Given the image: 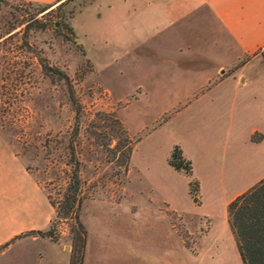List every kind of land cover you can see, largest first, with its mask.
Here are the masks:
<instances>
[{
  "label": "rangeland",
  "instance_id": "rangeland-1",
  "mask_svg": "<svg viewBox=\"0 0 264 264\" xmlns=\"http://www.w3.org/2000/svg\"><path fill=\"white\" fill-rule=\"evenodd\" d=\"M64 1L0 0V263H77L55 209L77 161L79 264H242L227 206L264 178V85L226 77L248 58L196 0Z\"/></svg>",
  "mask_w": 264,
  "mask_h": 264
},
{
  "label": "trees",
  "instance_id": "trees-1",
  "mask_svg": "<svg viewBox=\"0 0 264 264\" xmlns=\"http://www.w3.org/2000/svg\"><path fill=\"white\" fill-rule=\"evenodd\" d=\"M61 1L63 0H56V3ZM66 1L69 0H65L64 2ZM64 2H62V4ZM39 60L43 70L49 75H52L49 67H47L44 61L42 59ZM58 76L66 83V77L63 76V74ZM67 86L70 90L71 88L68 82ZM70 98L75 107H77L73 100L74 96L72 91L70 92ZM79 109L80 107L75 110V112L78 114L75 116L77 123L74 125V136L68 145L69 153L73 161H75V152L72 141L77 133L78 116L80 111ZM123 134L125 135L124 131ZM124 141L128 142L127 137H124ZM131 150L132 146H129L124 156L125 160L130 158ZM167 163L174 171L184 173V175L190 178L188 183V194L195 202L196 194L199 192V182L198 180L192 178L191 162L183 156L182 150L179 148V146H174L169 155ZM80 186L81 182L79 176V165L78 162L75 161V166L71 173L70 184L67 188V191L64 193L62 200L59 201L57 206H55L56 219L58 221L66 219L74 220V233L72 232L74 236L73 244L76 251L75 254L78 256V258L77 263H72L71 259V264H79L80 261L82 263V251L85 247L84 237L86 233L83 225L79 221L77 212L79 204L81 203ZM227 220L242 264H264V178L245 192L236 196L228 204ZM38 233L39 232L31 231L25 235H34ZM21 236L22 235L18 237ZM73 256L74 252L72 253V257Z\"/></svg>",
  "mask_w": 264,
  "mask_h": 264
},
{
  "label": "crops",
  "instance_id": "crops-1",
  "mask_svg": "<svg viewBox=\"0 0 264 264\" xmlns=\"http://www.w3.org/2000/svg\"><path fill=\"white\" fill-rule=\"evenodd\" d=\"M27 1L48 2L51 0ZM188 1L192 4L194 2V0ZM196 4L195 9L206 11L216 21L217 27L221 29L230 42L229 46L232 45L240 51V54L237 55V62L245 57L248 58L247 61L241 62L240 68L253 70L252 73L242 78V74L235 77L233 73L226 78H232L236 86L239 84L247 85L249 82L264 85V58L262 57L264 55V0H196ZM217 32L218 29L216 28L214 33ZM224 79L222 78V80ZM255 130L256 128L252 130V133ZM262 141L263 139L259 143ZM37 229L39 228L36 225H31L27 229L14 232L10 238L20 236L22 232H31ZM37 238L42 239L41 237H32V241L36 242Z\"/></svg>",
  "mask_w": 264,
  "mask_h": 264
},
{
  "label": "water",
  "instance_id": "water-1",
  "mask_svg": "<svg viewBox=\"0 0 264 264\" xmlns=\"http://www.w3.org/2000/svg\"><path fill=\"white\" fill-rule=\"evenodd\" d=\"M48 236H49V237H52V236H53V234H52V233H50V234H48Z\"/></svg>",
  "mask_w": 264,
  "mask_h": 264
}]
</instances>
